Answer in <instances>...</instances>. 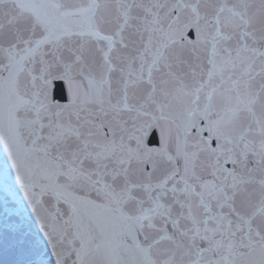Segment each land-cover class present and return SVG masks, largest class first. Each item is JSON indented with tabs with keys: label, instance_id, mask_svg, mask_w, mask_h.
<instances>
[{
	"label": "snow or ice",
	"instance_id": "1",
	"mask_svg": "<svg viewBox=\"0 0 264 264\" xmlns=\"http://www.w3.org/2000/svg\"><path fill=\"white\" fill-rule=\"evenodd\" d=\"M0 152L27 264H264V0H0Z\"/></svg>",
	"mask_w": 264,
	"mask_h": 264
},
{
	"label": "water",
	"instance_id": "2",
	"mask_svg": "<svg viewBox=\"0 0 264 264\" xmlns=\"http://www.w3.org/2000/svg\"><path fill=\"white\" fill-rule=\"evenodd\" d=\"M190 38H195L193 31L188 33ZM57 99L60 98V87L57 86ZM66 95V89L64 91ZM59 102H67L66 97H62ZM158 133L153 131L152 138L149 140L150 146L158 143ZM158 146V145H156ZM2 159V152H0ZM29 227L20 218L9 213L7 207H0V264H27L35 259L33 251L26 250L17 241L24 231Z\"/></svg>",
	"mask_w": 264,
	"mask_h": 264
}]
</instances>
